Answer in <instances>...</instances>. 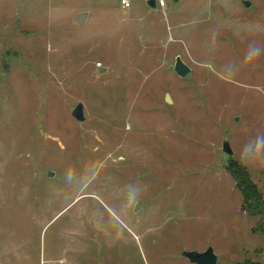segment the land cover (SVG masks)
Returning <instances> with one entry per match:
<instances>
[{"label":"rangeland","instance_id":"obj_1","mask_svg":"<svg viewBox=\"0 0 264 264\" xmlns=\"http://www.w3.org/2000/svg\"><path fill=\"white\" fill-rule=\"evenodd\" d=\"M122 1L0 0V264H264V0Z\"/></svg>","mask_w":264,"mask_h":264},{"label":"trees","instance_id":"obj_2","mask_svg":"<svg viewBox=\"0 0 264 264\" xmlns=\"http://www.w3.org/2000/svg\"><path fill=\"white\" fill-rule=\"evenodd\" d=\"M229 171L235 181L237 190L243 197V213L250 218L259 219L252 229V233L261 235L264 238V197L244 166L231 164Z\"/></svg>","mask_w":264,"mask_h":264},{"label":"water","instance_id":"obj_3","mask_svg":"<svg viewBox=\"0 0 264 264\" xmlns=\"http://www.w3.org/2000/svg\"><path fill=\"white\" fill-rule=\"evenodd\" d=\"M175 2H177V0H175ZM147 4L151 9L153 10L157 9V4L155 0H148ZM244 4L246 8H249L250 6L249 2H245ZM87 16L88 14L86 13L80 14L77 17L76 22L79 25H83L85 23ZM169 71L176 73L181 78H185L190 73V69L184 64L181 58H177L175 65L173 67H170ZM166 102L168 104H172L170 96L166 97ZM72 116L76 119V121L79 124L85 122L84 106L82 104L77 105L72 113ZM223 152L229 156L233 155V152L227 142L224 143ZM54 175L55 174L50 173L49 177L53 178ZM182 257L188 259L192 264H217L218 263V257L216 256L212 248L207 249L203 253L185 251L183 252Z\"/></svg>","mask_w":264,"mask_h":264},{"label":"clouds","instance_id":"obj_4","mask_svg":"<svg viewBox=\"0 0 264 264\" xmlns=\"http://www.w3.org/2000/svg\"><path fill=\"white\" fill-rule=\"evenodd\" d=\"M260 138H258L257 142L259 141ZM245 148H249V145H246ZM254 148V146H253ZM261 148H264V145H261ZM68 181V176L66 177V182ZM129 192L133 194L132 198L133 199H138L139 195L141 193V189L137 185H130L129 186Z\"/></svg>","mask_w":264,"mask_h":264},{"label":"built area","instance_id":"obj_5","mask_svg":"<svg viewBox=\"0 0 264 264\" xmlns=\"http://www.w3.org/2000/svg\"><path fill=\"white\" fill-rule=\"evenodd\" d=\"M156 4H157V9H164L166 8L167 4H168V0H155ZM122 6L125 9H129L130 8V2L128 0H123L122 1Z\"/></svg>","mask_w":264,"mask_h":264}]
</instances>
